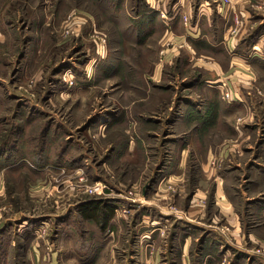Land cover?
<instances>
[{
	"label": "rangeland",
	"instance_id": "obj_1",
	"mask_svg": "<svg viewBox=\"0 0 264 264\" xmlns=\"http://www.w3.org/2000/svg\"><path fill=\"white\" fill-rule=\"evenodd\" d=\"M176 1L0 0V264H264V193L236 216L212 180L193 177L205 160L211 172L235 170L244 197V178L264 185V0H244L239 18L242 0H215L231 12L237 46L258 45L257 77L217 89L225 109L209 157L196 127L170 130L177 75L210 52L182 40L160 65ZM172 149L177 176L164 156Z\"/></svg>",
	"mask_w": 264,
	"mask_h": 264
},
{
	"label": "crops",
	"instance_id": "obj_2",
	"mask_svg": "<svg viewBox=\"0 0 264 264\" xmlns=\"http://www.w3.org/2000/svg\"><path fill=\"white\" fill-rule=\"evenodd\" d=\"M245 1L242 0V4H237L236 2L234 3L235 5L233 6L232 11L238 18L240 17V14L243 15L245 12L242 7L238 8V5H245ZM171 8L172 12L168 17V20L171 22L172 27H170L171 30L166 35L165 39H173L171 42L172 48L166 49L163 56L164 58L162 57L160 60L162 61L160 65L162 66L163 63L169 62V59L172 56H176L175 54L177 48L182 40L187 43L193 42L194 44L199 45V47L208 49L210 52L204 51L205 53H203L202 51L200 53L198 52V54L196 53L197 58L195 60L197 61L193 63V71L191 70L190 72L184 73L182 75L183 77H180L179 74L177 75V77L181 80V88L179 90L183 93L176 97L177 104H175V106L178 108V111L177 115L175 114L176 117L170 122V130L183 136L186 131L181 123L184 122V120L187 121L189 125L191 124V127L193 126L194 129L196 127L199 140L198 145L205 146L200 147L202 149L201 156H207L206 147L208 149V153L212 150H216L215 147H212V143L207 139V137L211 133L216 136V128L220 129L223 122L221 120L222 115L220 112L225 109L222 107L223 102L220 101L217 89H221L226 85V87H231V91L232 88L233 91H235L238 84L242 83V88H246L247 84L250 85L252 81H255L257 75L255 71H253L255 70L254 57L257 55L256 50L258 49V45H255L253 48L254 50H251L249 54L245 53V50L242 47L237 46V36H232L230 33L232 27L230 25V21L228 22L230 18L228 15L231 14V12L229 11V8L220 6V4L216 3L215 0H177ZM145 20L148 21L149 18L145 17ZM161 23L162 22L153 17V29L160 28L164 33L166 30V23L165 25ZM142 35L143 37H146L147 32H144ZM140 39H142V37L139 38V40ZM235 44L237 47H235ZM196 50L198 51L197 47ZM205 57H207V59ZM198 68H200L201 72L198 71V75L195 76V70ZM156 74V72H153L151 77L158 80L159 77H157ZM167 86H169L168 83L165 85V88H167ZM154 87H157V85L154 84ZM158 87L160 86L158 85ZM202 94H205L204 98L202 97ZM199 96L205 104L204 113H198L197 108L194 107ZM239 100L246 102V100H243L242 98ZM135 102H132V104H135ZM169 102L171 101L167 100L166 102H163V104L155 103L154 108H156L157 105H160V109H162V107L164 108V105L167 106V103ZM174 102L172 104H174ZM151 104L152 101L149 103L148 108H151ZM140 108L143 109L144 107L138 106V117L143 118L141 116L146 114H143ZM154 108H152L149 112V115H151V112H154L153 110L157 111ZM192 109H195L197 114H195ZM118 120L119 119H117V121ZM120 123H125V120H119L118 124ZM146 129L147 128L145 127L141 130H143L144 133H150V135H152L150 139H152V137L155 140L158 139L157 133H154L153 131L147 132ZM168 155L169 160L166 163L169 167L172 166L171 169L176 167L174 172H176L177 176V174L182 170V162L179 161L181 157L177 159L176 149H172V151L168 152V154H164L165 157H168ZM207 165L208 163L205 160L201 162L197 171L198 176L196 177V174H193L195 183L197 185H203L207 183V181L212 180L214 182V196L219 195L221 200L226 199L227 202H231L233 210H235V212L233 211L235 215L238 211L237 208L244 206L243 204L247 200L258 197L260 194L262 195L264 193V188L261 187H264V185L258 187L256 184H253L256 182V179L252 177L251 174L249 178H244L243 184H245L246 187L249 185V187H253L250 188L253 189V191L249 197H244L243 194L247 193L245 190H236L234 183L235 170L218 174L217 172H211L212 168ZM203 181L205 183H203ZM232 189L234 193H232ZM239 197H243L241 200L244 202L240 201ZM255 200H257V198L252 201ZM224 208L228 209V206L225 205ZM188 209L189 214L193 215L194 218L198 216L195 212L197 210L192 209V207H189ZM218 210L221 211V208ZM238 224L239 223L237 222V228ZM182 257H184V254H182ZM187 262L188 261L186 259L180 258L178 260V264H187Z\"/></svg>",
	"mask_w": 264,
	"mask_h": 264
},
{
	"label": "built area",
	"instance_id": "obj_3",
	"mask_svg": "<svg viewBox=\"0 0 264 264\" xmlns=\"http://www.w3.org/2000/svg\"><path fill=\"white\" fill-rule=\"evenodd\" d=\"M221 1H222V3L223 2H226V3L228 2V0H221ZM226 94H227L228 97L230 96V94H228V93H226Z\"/></svg>",
	"mask_w": 264,
	"mask_h": 264
},
{
	"label": "trees",
	"instance_id": "obj_4",
	"mask_svg": "<svg viewBox=\"0 0 264 264\" xmlns=\"http://www.w3.org/2000/svg\"><path fill=\"white\" fill-rule=\"evenodd\" d=\"M96 209H98V206H94Z\"/></svg>",
	"mask_w": 264,
	"mask_h": 264
}]
</instances>
